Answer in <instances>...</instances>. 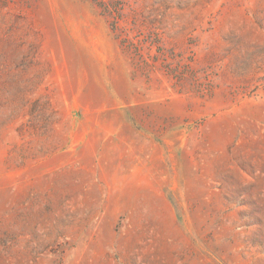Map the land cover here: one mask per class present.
<instances>
[{
    "label": "rangeland",
    "instance_id": "1",
    "mask_svg": "<svg viewBox=\"0 0 264 264\" xmlns=\"http://www.w3.org/2000/svg\"><path fill=\"white\" fill-rule=\"evenodd\" d=\"M0 264H264V0H0Z\"/></svg>",
    "mask_w": 264,
    "mask_h": 264
}]
</instances>
